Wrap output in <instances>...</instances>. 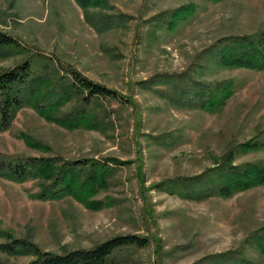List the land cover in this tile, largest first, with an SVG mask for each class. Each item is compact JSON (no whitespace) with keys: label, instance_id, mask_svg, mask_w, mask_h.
Instances as JSON below:
<instances>
[{"label":"rangeland","instance_id":"1","mask_svg":"<svg viewBox=\"0 0 264 264\" xmlns=\"http://www.w3.org/2000/svg\"><path fill=\"white\" fill-rule=\"evenodd\" d=\"M102 1L106 9L98 14L109 16L112 27L97 31L75 0H0V32L18 44L11 57L0 59V73L24 60L39 72L43 64L61 75L70 68L128 99L95 103L102 108L99 131H69L29 107L18 111L0 132V156L114 158L120 164L108 167L104 188L90 198L105 204L101 210L71 196L33 199L40 181L0 178V244L21 239L60 254L134 234L146 237L148 246L114 254V264H197L223 253L264 264V246L252 241L264 235V186L223 199L211 196L218 183H200L232 148L234 164L264 163V148H239L249 139L264 141V72L226 69L202 55L224 37L264 30V0ZM190 5L191 16L174 28L161 21L162 14ZM179 74L232 80L235 92L221 111L206 113L168 101L165 86L149 88L154 75ZM20 134L45 150L29 147ZM18 248L20 255L0 251V264L34 258L30 246Z\"/></svg>","mask_w":264,"mask_h":264},{"label":"trees","instance_id":"2","mask_svg":"<svg viewBox=\"0 0 264 264\" xmlns=\"http://www.w3.org/2000/svg\"><path fill=\"white\" fill-rule=\"evenodd\" d=\"M75 1L82 9L85 21L94 29H111L109 16L106 15L105 18V15L98 14V11L106 9L102 0ZM206 1L219 3L226 0ZM188 9L193 10V7H180L168 14H162L161 21L167 28H174L176 24L188 19L192 12ZM17 49L16 40L0 32V59L11 57ZM207 54L213 62L226 69L264 72V30L254 34L224 37L202 52V55ZM34 65L33 62L24 60L0 73V132L11 127L16 114L24 107L33 109L47 122L69 131H99L102 129L99 118L102 108L95 103L102 98L128 101L117 92L82 77L70 68L66 70L65 75H61L54 70L53 65H40L41 72ZM205 68L206 65L202 62L197 71L202 75ZM148 84L150 89L165 86L168 90V101L175 105L206 113L221 111L235 92V83L232 80L212 83L201 78H190L185 74L154 75L148 80ZM20 136L24 138L23 134ZM24 141L31 148L45 150L28 138H24ZM239 148L244 153L258 151L264 148V141L249 139L240 144ZM234 160L235 148H232L221 162L207 169L211 173L200 183L219 185L211 192V196L226 199L237 193L264 186V163L234 164ZM111 164H120V161L114 158L105 162L93 159L63 161L55 157L11 159L1 155L0 178L16 183L33 179L40 181V192L33 194V199L47 201L71 196L88 209L101 210L105 204L90 198L98 193L100 188H104ZM202 175L203 173L196 177L201 178ZM259 231L264 234V228ZM259 238L254 236L252 241L257 247H263L264 235L262 239ZM148 244L146 237L134 234L117 235L90 249H73L58 254L41 251L33 244L14 239L11 243L0 244V251L20 255L22 252L17 250L19 246L18 249H21L22 245L30 246L28 250L33 251L34 258L24 264H114V254H120L129 248H145ZM260 250L264 252V247ZM239 255L241 254L210 255L197 264H250Z\"/></svg>","mask_w":264,"mask_h":264},{"label":"crops","instance_id":"3","mask_svg":"<svg viewBox=\"0 0 264 264\" xmlns=\"http://www.w3.org/2000/svg\"><path fill=\"white\" fill-rule=\"evenodd\" d=\"M227 1V0H226ZM220 3V2H219Z\"/></svg>","mask_w":264,"mask_h":264}]
</instances>
